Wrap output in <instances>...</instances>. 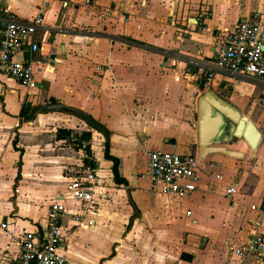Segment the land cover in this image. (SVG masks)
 Listing matches in <instances>:
<instances>
[{"label": "crops", "instance_id": "0c3cea01", "mask_svg": "<svg viewBox=\"0 0 264 264\" xmlns=\"http://www.w3.org/2000/svg\"><path fill=\"white\" fill-rule=\"evenodd\" d=\"M41 4L42 0H0V11L8 7L21 20L30 21ZM256 12L264 23V0H95L68 5L50 1L43 11L44 26L35 35L42 52L31 53L25 46L16 55L18 60L34 61L39 99H28L26 87L10 76L0 80V168L17 169L14 208L0 212V219L16 231L45 232L50 205L57 199L70 201L61 224L69 236L70 264H264L254 256L240 261L229 249V244L264 235V113L260 124L252 119L263 133L255 156L243 145L238 149L243 152L240 158L216 153L202 161L197 127L198 99L205 89L212 88L244 113V107L264 104V89L223 73L207 84L206 74L190 62L213 59L220 31ZM50 97L104 125L110 132L108 145L100 131L68 113H39L32 121L23 120L34 105ZM76 120L90 126L84 131L91 134L89 141L76 142L80 131ZM59 128L69 130L70 136L58 139ZM26 129L35 151L45 150L46 134L53 143L50 155L43 152L51 168L28 173L39 179L33 192L43 179H50L43 191L44 215L27 213L16 203L27 176L23 167L28 150L22 145ZM150 150L198 156L200 180L190 198L162 193L153 185L147 175ZM84 151L90 158L83 157ZM119 151L134 159L140 153L139 177L120 167ZM108 154L117 158L118 175L126 184L118 182ZM87 164L97 177L94 226L72 220L82 206L65 196L69 178L85 177ZM218 174L223 178L217 179ZM145 178L147 185L142 182ZM231 186L233 193L228 192ZM110 225L120 227L114 238L103 234ZM16 250L0 230V264ZM92 250L94 262H86Z\"/></svg>", "mask_w": 264, "mask_h": 264}, {"label": "built area", "instance_id": "2783aa9c", "mask_svg": "<svg viewBox=\"0 0 264 264\" xmlns=\"http://www.w3.org/2000/svg\"><path fill=\"white\" fill-rule=\"evenodd\" d=\"M52 0H42L38 14L30 21L21 20L10 8L0 11V73L17 80L26 88L35 87L33 71L34 61L18 60L16 55L25 46L29 51L42 52V47L35 39L36 33L44 26L43 11ZM64 5L69 3H90L95 0H56ZM216 56L211 60H190L200 67V72L206 74L207 84L217 73L228 74L249 79L258 83L264 89V23L261 14L256 12L233 27L220 31L215 38ZM147 175L153 185L162 193L190 198L197 190L200 180L199 172L202 162L195 155H182L174 151L150 150ZM84 158H90L83 152ZM85 177L73 176L66 185L65 196L77 201L82 206V212L73 215L78 225L94 226L92 217L97 211L95 188L97 177L95 169L84 165ZM217 179L223 176L216 175ZM235 187L228 188L233 193ZM64 197V195H63ZM66 206L61 199L50 205L45 232L39 230L16 231L5 220L0 219V230L6 232L11 242L16 246L15 254L5 259L3 264H70L67 254L69 236L61 229ZM186 215H191L187 211ZM7 249L10 245L7 244ZM230 252L240 261L249 256L264 260V235L255 236L248 241L236 245L229 244Z\"/></svg>", "mask_w": 264, "mask_h": 264}, {"label": "water", "instance_id": "95a60500", "mask_svg": "<svg viewBox=\"0 0 264 264\" xmlns=\"http://www.w3.org/2000/svg\"><path fill=\"white\" fill-rule=\"evenodd\" d=\"M52 111H61L83 119L105 136L104 145H108L110 132L104 125L82 110L59 103L55 97H50L43 104L34 105L23 120L29 122L39 113ZM197 127L198 155L202 161L208 155L216 153L240 158L243 152L238 149L243 145H248L255 156L263 141V133L255 122L210 87L198 99Z\"/></svg>", "mask_w": 264, "mask_h": 264}, {"label": "rangeland", "instance_id": "374dc122", "mask_svg": "<svg viewBox=\"0 0 264 264\" xmlns=\"http://www.w3.org/2000/svg\"><path fill=\"white\" fill-rule=\"evenodd\" d=\"M9 80L10 78L6 77L3 74H0V80L5 81V80ZM11 81V80H10ZM252 83H255L251 80H248ZM257 84V83H256ZM258 85V84H257ZM259 86V85H258ZM31 93L29 92L30 89L25 88V92L28 95V99L30 97H36L37 99H39V90L32 87L31 88ZM261 87H258L257 91L260 92ZM29 93V94H28ZM30 103V101H28ZM264 103V102H263ZM249 105V104H248ZM252 105V104H250ZM245 113L253 120H257L258 123L260 124V118L263 116L264 113V104H257L254 108H250V107H244ZM77 122L80 123V125L78 124L77 127L80 128V131L77 132V134H75V136L77 137V141L76 142H80L82 140V138L84 137V134L86 132L85 131V127H90L87 124L80 122V120H76ZM84 127V128H83ZM83 129V130H81ZM89 129V128H88ZM29 134L28 129L23 130L22 131V135L24 138V141L22 142V145L25 146L28 150V154L26 155V163L25 166L23 167V172L27 173V176L25 175L22 181V185H21V192L16 196V203L17 206H19V203L21 206H23V210H25V212L29 213L30 211L38 215H44L45 214V196H44V190L47 189L46 185L48 183H50V179H43V184H41V188H39L38 191L33 192V189L36 185V182L39 180L37 177H33L32 174L31 177L28 176V173H33V172H37L38 171H45V168H51L47 165V161H44V156L43 152H45L46 154L50 155L51 150L48 149V147L50 145H52V141H50V135L46 134L45 136H42V141L44 142V144H46V148L44 151L38 152L35 151L36 147L33 143H32V139L30 138L31 136H27ZM15 137V132L13 134V138ZM74 142V141H73ZM74 142V143H76ZM38 149V148H37ZM42 149H44V147H42ZM39 150V149H38ZM41 154V155H39ZM119 156L121 157V161H120V167H123L124 169H126L130 176L133 177V175L136 174V176L139 177V173H136L138 170H141V168H139V157H140V153L138 152V154H136V159L134 158H130L128 156L127 153H122V151H119ZM120 157H118V159L120 160ZM50 158V157H49ZM135 160V161H134ZM17 175V169L13 168L12 166H3L2 168H0V196L3 198V202L0 203V212L1 213H6V212H10L13 210L14 208V200L15 198V193L14 190L12 188V183L14 182V178ZM111 177V176H110ZM142 182H144V184H148V179H143ZM48 187V186H47ZM70 201L66 202L65 205H69ZM133 229V227H132ZM120 227L117 225H110L105 231H103V234H105L107 237L109 238H114L117 236V233L119 232ZM135 232H138V230H135ZM94 251H89V257H91L93 260H91V258H86V262L89 263H93L94 262Z\"/></svg>", "mask_w": 264, "mask_h": 264}, {"label": "trees", "instance_id": "16d2710c", "mask_svg": "<svg viewBox=\"0 0 264 264\" xmlns=\"http://www.w3.org/2000/svg\"><path fill=\"white\" fill-rule=\"evenodd\" d=\"M27 110H25V109H23L22 111H21V113L22 114H24L25 112H26ZM70 136V131L69 130H67V129H65V128H59L58 130H57V138L58 139H66V138H68ZM83 140H86V141H89L90 139H91V134L89 133V132H87V133H85L84 134V137L82 138ZM17 142H18V139H17V137L13 140V143H14V145H15V147H16V144H17ZM22 152V151H21ZM108 157H111L109 154H108ZM111 159L114 161V166H115V175H116V177H117V180H118V182H120V183H127L126 182V180L125 179H123V178H121L119 175H118V170H117V166H118V160H117V158H115V157H111ZM20 165V164H19ZM18 178L19 177H17V180H18ZM17 186V185H16Z\"/></svg>", "mask_w": 264, "mask_h": 264}]
</instances>
